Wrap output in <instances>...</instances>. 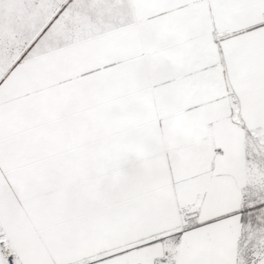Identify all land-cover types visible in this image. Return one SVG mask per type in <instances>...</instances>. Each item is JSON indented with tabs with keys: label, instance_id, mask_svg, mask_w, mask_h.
Here are the masks:
<instances>
[{
	"label": "snow or ice",
	"instance_id": "6c2138e0",
	"mask_svg": "<svg viewBox=\"0 0 264 264\" xmlns=\"http://www.w3.org/2000/svg\"><path fill=\"white\" fill-rule=\"evenodd\" d=\"M0 264H264V0H0Z\"/></svg>",
	"mask_w": 264,
	"mask_h": 264
}]
</instances>
